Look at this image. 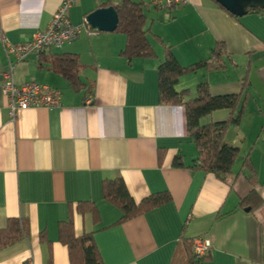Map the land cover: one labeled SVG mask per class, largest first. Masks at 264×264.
<instances>
[{
  "label": "crops",
  "instance_id": "0c3cea01",
  "mask_svg": "<svg viewBox=\"0 0 264 264\" xmlns=\"http://www.w3.org/2000/svg\"><path fill=\"white\" fill-rule=\"evenodd\" d=\"M62 1L0 0V230L11 218L28 224L26 237L0 249V264H70L58 228L71 214L75 236L91 235L102 264H171L179 241L198 237L211 243L200 264H264V11L233 17L212 0L143 9L146 28L182 66L209 58L217 42L225 45V69L200 70L175 85L190 98L202 82L213 96L241 94L240 123L224 138L240 156L222 179L189 168L197 153L184 107L159 101V43L153 42L156 57L131 62L120 55L125 38L115 32L81 33L22 61L6 51L45 29ZM107 1L78 0L67 19L79 26ZM60 54L77 55L87 91L75 92L55 72L52 56ZM10 66L16 86L57 89L60 106L12 116L1 88ZM229 116V110H216L201 124ZM245 157L255 185L241 168ZM117 177L136 202L165 192L171 201L120 222L122 211L102 194L104 180ZM78 203L93 204L97 219L79 212Z\"/></svg>",
  "mask_w": 264,
  "mask_h": 264
},
{
  "label": "trees",
  "instance_id": "16d2710c",
  "mask_svg": "<svg viewBox=\"0 0 264 264\" xmlns=\"http://www.w3.org/2000/svg\"><path fill=\"white\" fill-rule=\"evenodd\" d=\"M215 4L217 3L215 2ZM98 6L100 8L113 6L117 12L118 25L114 32L123 35L125 38L124 48L120 55L127 61L154 58L156 52L153 41L162 45L163 60L157 68L159 101L166 105L184 107L187 135L191 138L197 153L189 168L212 173L224 179L232 172L233 166L240 156L239 149L227 145L224 138L230 126H236L240 123L243 114V104L240 105L241 94L213 96L210 94L207 82L199 83L196 86V95L193 98L189 97L188 90H175L179 78L185 75L200 70L215 72L225 69L227 52L224 43H215L209 58L182 66L175 59L170 47H166L157 35L146 28L142 2L118 0L117 3L107 1L99 3ZM217 6L222 8L219 4ZM249 11L262 12L264 9H251ZM51 64L55 72L69 83L72 90L75 92L87 91L79 79L83 65L79 62L77 55H53ZM243 88H245L244 84ZM216 110H229V118L224 122L201 124L204 117ZM177 165L182 166V162L179 161ZM241 168L249 172L248 180L252 185H255L257 175L248 157L243 159ZM102 194L105 200L122 211L123 216L120 222L132 219L171 201V196L165 192L151 195L136 202L129 194L121 177L104 180ZM77 210L81 213H91L95 219L98 217L96 208L91 203H78ZM58 234L60 242L68 249L70 264H102L91 235L75 236L72 214L66 222L59 224ZM27 235L28 224L25 219H8L6 228L0 230V249ZM192 241L193 239H181L179 241L171 264H200L205 259L207 255L198 258L193 254Z\"/></svg>",
  "mask_w": 264,
  "mask_h": 264
},
{
  "label": "built area",
  "instance_id": "2783aa9c",
  "mask_svg": "<svg viewBox=\"0 0 264 264\" xmlns=\"http://www.w3.org/2000/svg\"><path fill=\"white\" fill-rule=\"evenodd\" d=\"M78 0H63L56 9L49 25L35 34L30 41L22 44L6 45V51L22 61L27 54L39 55L46 49L59 48L66 43L77 39L81 33L88 36H95L99 32L92 29L86 19L79 26L72 25L67 19L68 10ZM151 7L161 10L183 8L188 0H144ZM3 74L2 93L7 99V107L11 115L16 110H27L30 108L45 107L47 109L59 107L61 104V93L48 85H39L34 82H27L16 86L13 82V66ZM211 243L207 237H198L192 241L193 254L196 257H203L208 254Z\"/></svg>",
  "mask_w": 264,
  "mask_h": 264
},
{
  "label": "water",
  "instance_id": "95a60500",
  "mask_svg": "<svg viewBox=\"0 0 264 264\" xmlns=\"http://www.w3.org/2000/svg\"><path fill=\"white\" fill-rule=\"evenodd\" d=\"M227 12L241 17L251 9H264V0H214ZM88 25L98 32L112 33L118 25V15L113 6L102 7L87 15Z\"/></svg>",
  "mask_w": 264,
  "mask_h": 264
},
{
  "label": "rangeland",
  "instance_id": "374dc122",
  "mask_svg": "<svg viewBox=\"0 0 264 264\" xmlns=\"http://www.w3.org/2000/svg\"><path fill=\"white\" fill-rule=\"evenodd\" d=\"M84 1L89 2L90 0H84ZM110 1L116 3L118 0H110ZM132 1H134V2H142V7H143V9H146V8H148V7H149V8H153V7H151L150 5H148V3L145 2L144 0H132ZM153 42H154V41H153Z\"/></svg>",
  "mask_w": 264,
  "mask_h": 264
}]
</instances>
